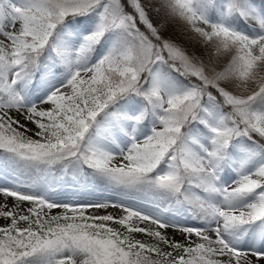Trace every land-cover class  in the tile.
Returning <instances> with one entry per match:
<instances>
[{
	"label": "snow or ice",
	"instance_id": "6c2138e0",
	"mask_svg": "<svg viewBox=\"0 0 264 264\" xmlns=\"http://www.w3.org/2000/svg\"><path fill=\"white\" fill-rule=\"evenodd\" d=\"M0 219V264H261L264 0H0Z\"/></svg>",
	"mask_w": 264,
	"mask_h": 264
},
{
	"label": "rangeland",
	"instance_id": "374dc122",
	"mask_svg": "<svg viewBox=\"0 0 264 264\" xmlns=\"http://www.w3.org/2000/svg\"><path fill=\"white\" fill-rule=\"evenodd\" d=\"M87 198L91 199V200L112 199V200L119 201L122 198L123 199H141L142 197H140V196L125 197L124 194L119 192V191H112V190L103 191L102 189L98 188L94 195L89 196ZM9 203H11V200H9ZM111 209L112 208H109L108 211H110ZM56 211H59V210H56ZM189 222H191V221H189ZM5 223H7V222L2 220V219H0V225H3ZM167 232H168L169 236H175V238L177 240H180V241L183 240V237L180 236L179 234L174 233L172 229H168ZM136 236H137V239H146V237H144L141 234H136ZM193 239H195V237H193ZM261 264H264V261H262Z\"/></svg>",
	"mask_w": 264,
	"mask_h": 264
},
{
	"label": "bare ground",
	"instance_id": "6f19581e",
	"mask_svg": "<svg viewBox=\"0 0 264 264\" xmlns=\"http://www.w3.org/2000/svg\"><path fill=\"white\" fill-rule=\"evenodd\" d=\"M109 212L117 213V210H116V209H111ZM117 214H118V213H117Z\"/></svg>",
	"mask_w": 264,
	"mask_h": 264
}]
</instances>
